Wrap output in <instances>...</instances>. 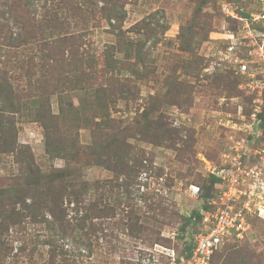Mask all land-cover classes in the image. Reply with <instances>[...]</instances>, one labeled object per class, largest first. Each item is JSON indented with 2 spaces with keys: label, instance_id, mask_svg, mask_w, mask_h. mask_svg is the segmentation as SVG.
I'll return each instance as SVG.
<instances>
[{
  "label": "trees",
  "instance_id": "1",
  "mask_svg": "<svg viewBox=\"0 0 264 264\" xmlns=\"http://www.w3.org/2000/svg\"><path fill=\"white\" fill-rule=\"evenodd\" d=\"M89 1L92 3L0 0V162L9 169L4 176L6 181L0 184V257L5 264H30L18 260L19 253H26L30 243L33 248L39 243L49 247V264H101L85 261L86 257L89 260L100 254L101 249L106 250L107 257L102 264H109L110 256L117 250L114 239L119 241V233L152 244L161 240V232L143 221L145 215L177 225L184 232L193 219L203 223V211L214 209L207 202L188 216L180 212L175 202L167 203L169 198L150 190L149 183L142 180L143 175L161 178L166 173L148 158L144 148L130 141L137 136L135 131L146 135L153 144L173 148L183 161L192 163L196 158L194 133L186 140L177 128L169 126L159 92L148 95L132 117L113 112L118 110L117 103L121 100L129 104L133 98H139L140 80L145 81L155 73L150 66L148 44L152 39L153 44L158 43L157 36H163L169 24L161 23L155 11L127 29L120 28L121 32L143 35L133 48L134 60L120 59L113 45L97 51L89 31L100 27L103 20L112 25L123 23L126 0ZM211 1L196 0L193 16L180 28L176 38L178 49L188 55L181 57L180 68L175 66L172 74L165 76L167 85L181 84L178 70L197 82L201 80L207 67L206 58L195 46L209 38L210 30L198 37L201 32L197 24L206 15L204 8ZM62 13L71 15L68 24L76 23L80 29L65 30L66 20H60ZM237 13L249 15L239 9ZM216 78L222 90L236 92L240 84L229 73L219 72ZM76 89L86 91L80 105L65 95ZM53 94L59 97L58 113L52 110ZM85 107L93 116L83 113ZM21 118L43 125L50 165L47 168L39 164L30 146L19 143L17 121ZM260 118L264 129V111ZM87 125L92 137L88 144L80 139V129ZM262 138L264 146V133ZM180 140L183 143L178 145ZM57 158L63 159L65 165L55 166ZM87 165L103 167L112 176L85 179L83 168ZM200 176L203 196L208 201L217 194L219 178L213 174ZM167 179V186H173V179ZM257 221L264 218H250L252 227ZM22 232L28 239H20L18 251L12 253L9 237ZM43 232L46 235L40 238ZM239 241L236 237L226 240L214 253L211 264H261L260 255L248 246H240ZM194 245L195 241L188 248L187 257ZM122 264L133 262L123 259Z\"/></svg>",
  "mask_w": 264,
  "mask_h": 264
},
{
  "label": "rangeland",
  "instance_id": "2",
  "mask_svg": "<svg viewBox=\"0 0 264 264\" xmlns=\"http://www.w3.org/2000/svg\"><path fill=\"white\" fill-rule=\"evenodd\" d=\"M223 0H212L205 8L206 15L197 25V30L201 32L198 37L206 30H210V36L198 46L193 39L191 45L197 47L200 55L206 58L205 69L202 73L200 81H196L193 77L188 78L185 74H181L178 70L176 74L181 84L167 85L165 76L172 74V68L181 64V57L188 54L178 49V39L180 28L186 24L191 16H193L196 0H126V17L123 23L110 24L103 20L100 27L90 29V34L94 39V48L101 52L107 45H113L115 55L120 59L134 60V50L137 41L142 38V34L136 32H121L120 28L127 29L135 22L141 20L146 15L156 11V16L161 18V23L169 24V29L163 36L160 34L158 43L153 44L150 40L148 48V57L150 59L151 69L155 71L153 76L147 80H140L137 95L139 98H133L128 104L125 100H121L118 104V110H113L115 115L123 117H132L136 110L146 101V97L150 94L159 92L162 99L161 109L164 111L169 126L177 128L180 131L181 138L189 139L190 133H194V151L196 158L192 163L183 161L179 158V153L171 147L165 145H157L149 142L148 137L135 131L136 137L130 138V141L137 146L144 148L148 158L154 161L156 166L164 168L165 175L161 178L150 176L144 181L149 183L150 190L159 191L161 195L169 198L167 203L175 202L176 207L181 213L190 215L194 210L200 209L208 201L203 196L201 187V176L207 177L209 172L204 157L213 163L220 162L224 153L232 154L233 146L238 141L244 143L248 147L249 155H253L256 149L262 147L263 127L260 118V126L258 135L254 136L245 130L247 125L253 121L252 112L255 105L258 104L256 97L258 88L255 83H251L246 74H242L239 70L238 59L247 60L249 52L250 39L245 38V31L242 27V21L237 18L228 17L221 8ZM236 10L249 14L260 11L262 0H226ZM71 2V1H70ZM69 2V3H70ZM87 3L92 1L86 0ZM72 12L70 14L72 15ZM67 13V12H66ZM69 14H61L60 20H66L64 29L67 31H77L79 25L71 22ZM89 15V14H88ZM164 15V16H162ZM80 24H83L80 13L77 12ZM58 20V19H57ZM235 20V21H234ZM92 20L89 25L92 26ZM206 23V24H205ZM48 35L49 31L44 32ZM232 47V50L231 48ZM24 52V50H23ZM25 54H23L24 56ZM204 65V66H205ZM255 65H258L256 63ZM261 69L258 68V71ZM224 72L231 75V79H237L240 84L236 92L230 89L222 90L219 88L217 74ZM209 76V77H207ZM257 78H262V74H258ZM189 81V82H187ZM251 83V86H250ZM86 91L76 89L67 91L65 95L73 100L75 105L83 103ZM264 99V91H263ZM52 110L54 113L59 112V97L53 94L50 97ZM264 111V102L262 104L261 113ZM83 113L90 115L89 109H83ZM18 125V141L22 145L30 146L36 156L37 161L44 168L50 166L45 151V132L41 122L34 120L19 119ZM257 127V123L254 125ZM244 138L246 139L244 142ZM80 139L82 143H90L92 140L90 125L80 129ZM183 142L180 140L178 145ZM0 162V184L6 181L9 169L2 166ZM57 167L65 165L63 159L54 160ZM84 178L88 180L106 179L112 176V173L97 165H87L83 168ZM173 179V186H167L169 178ZM200 187L199 193H193L190 186ZM144 187L142 188V190ZM143 221L148 223L153 229L161 232V240L158 243L151 241H143L141 239L131 238L130 236L119 233V241L117 242V250L114 251L109 259V264H122L123 259H129L136 264L143 257L155 254L158 258V264H168L169 259L166 251L174 249L177 257L186 256L188 248L196 239V235L204 229V224L195 221L189 224L184 232L178 230L177 225H168L161 223L153 218L143 217ZM46 232L40 233L43 238ZM156 235V234H155ZM28 239L24 232L9 237L8 247L12 248V253H16L21 244L20 239ZM29 242V240H28ZM156 244L162 245L164 248L156 250ZM240 246H248L251 251L261 257V264H264V221H257L256 226L247 230L244 238L239 241ZM32 243L29 244L26 253H19L18 260L20 263L27 262L30 264H49V247L43 243H39L33 248ZM68 247H72L69 242ZM166 248V249H165ZM10 249H7L10 251ZM100 254L91 258L86 257L85 261L92 263H101L106 260V250L101 249ZM183 251V252H182ZM180 254V256H179ZM1 256V255H0ZM93 259V260H91ZM11 258H8L10 261ZM0 264H5L3 258L0 257Z\"/></svg>",
  "mask_w": 264,
  "mask_h": 264
},
{
  "label": "built area",
  "instance_id": "3",
  "mask_svg": "<svg viewBox=\"0 0 264 264\" xmlns=\"http://www.w3.org/2000/svg\"><path fill=\"white\" fill-rule=\"evenodd\" d=\"M221 8L226 16L242 21L244 37L250 39L249 58L245 60L235 57V60L239 61L240 72L246 74L250 82L255 83V88H258L255 99L258 104L252 112L253 121L245 127L248 133L256 136L264 102V0L260 11L251 13L249 17H241L226 0L222 1ZM258 68L261 70L258 71ZM258 74H262V78H257ZM256 123L257 127L254 126ZM230 153H224L218 163L203 158L209 174L219 178L217 194L208 201L214 209L202 212L204 229L196 235L191 255L179 259L175 250L169 249L166 251L168 264H211L214 253L226 240L244 238L251 227L250 218H264V146L256 149L251 156L248 147L238 141ZM190 190L199 193L201 189L191 185ZM155 248L160 250L164 247L156 244ZM140 262L158 264V258L155 254L148 255Z\"/></svg>",
  "mask_w": 264,
  "mask_h": 264
}]
</instances>
